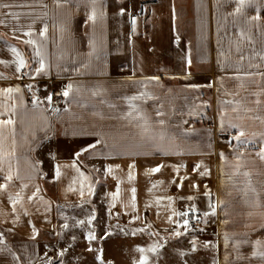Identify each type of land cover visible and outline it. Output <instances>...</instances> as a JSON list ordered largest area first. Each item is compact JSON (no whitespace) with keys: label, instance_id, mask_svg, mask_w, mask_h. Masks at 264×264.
<instances>
[{"label":"crops","instance_id":"1","mask_svg":"<svg viewBox=\"0 0 264 264\" xmlns=\"http://www.w3.org/2000/svg\"><path fill=\"white\" fill-rule=\"evenodd\" d=\"M0 4V264L72 201L105 264H264V0Z\"/></svg>","mask_w":264,"mask_h":264},{"label":"rangeland","instance_id":"2","mask_svg":"<svg viewBox=\"0 0 264 264\" xmlns=\"http://www.w3.org/2000/svg\"><path fill=\"white\" fill-rule=\"evenodd\" d=\"M46 186L49 190H52L50 184L47 183ZM95 212L96 210L93 208L90 209L87 204L76 201H72L68 206H65L64 209L59 210V222L54 234L45 235L44 233L37 236L38 240L45 241V239H47L48 242L53 244L49 260L46 262L44 260L41 264H89V257L95 255L105 264L103 252L97 249V244L102 243L101 239L103 236L100 233L104 231L101 225L103 223V217L94 219ZM81 221L83 223H81ZM201 225L200 220L196 229L190 230L188 227L190 234L187 235L193 236L199 234L200 227H202ZM199 242L201 243L200 239L196 241L197 244H199ZM92 243L94 245L93 248L90 246ZM78 247L82 249L80 250L81 252L87 254V257L83 259L87 261L81 262L77 255ZM162 248L164 249V247ZM145 249L147 250V248ZM201 253L204 252L201 251ZM196 254L197 253H195V256ZM136 256L137 254L133 258ZM198 256H200V254H198Z\"/></svg>","mask_w":264,"mask_h":264},{"label":"snow or ice","instance_id":"3","mask_svg":"<svg viewBox=\"0 0 264 264\" xmlns=\"http://www.w3.org/2000/svg\"><path fill=\"white\" fill-rule=\"evenodd\" d=\"M237 2H238V4L239 5H241V6H243L246 2H250V0H237ZM10 5H5V4H0V7H9ZM237 12H239L240 11V8L238 7L237 8V10H236ZM13 51H15V49H13ZM0 63H3L2 61H0ZM23 64H24V62H23V60H21L20 61V65L21 66H23ZM43 68V64H41V69ZM41 69H37V72H39V71H41ZM68 87V90H66L64 93H63V95H65V96H67L68 94H69V91L71 90V85H68L67 86ZM8 91L9 92H11L12 91V89H8ZM16 91H19V89H16ZM49 99V101L51 100V97H49L48 98ZM131 99H137V97H132ZM13 123V121H11V120H6V121H0V126H2V125H7V124H12ZM244 135V133L243 132H241L240 133V136H243ZM236 139H239V136L238 137H235ZM262 155V159H264V154H261ZM159 169L157 168V169H154V171H158ZM211 206V205H210ZM213 214H214V212H213ZM81 223H83L82 221H81ZM0 242H2V241H0ZM257 244H260V241H257ZM154 250V249H153Z\"/></svg>","mask_w":264,"mask_h":264},{"label":"built area","instance_id":"4","mask_svg":"<svg viewBox=\"0 0 264 264\" xmlns=\"http://www.w3.org/2000/svg\"><path fill=\"white\" fill-rule=\"evenodd\" d=\"M199 223H200L199 218H193L188 222V227L190 230H194L199 225Z\"/></svg>","mask_w":264,"mask_h":264},{"label":"trees","instance_id":"5","mask_svg":"<svg viewBox=\"0 0 264 264\" xmlns=\"http://www.w3.org/2000/svg\"><path fill=\"white\" fill-rule=\"evenodd\" d=\"M24 50H25L26 55L29 56L28 51H27L26 49H24ZM210 103H211V102L209 101V108H208L209 113H211V106H210Z\"/></svg>","mask_w":264,"mask_h":264}]
</instances>
